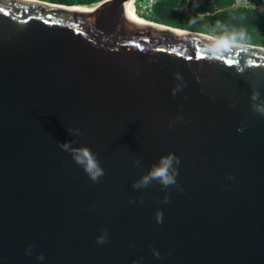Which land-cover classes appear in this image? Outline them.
Instances as JSON below:
<instances>
[{"label":"water","instance_id":"95a60500","mask_svg":"<svg viewBox=\"0 0 264 264\" xmlns=\"http://www.w3.org/2000/svg\"><path fill=\"white\" fill-rule=\"evenodd\" d=\"M34 1L0 0V264H264V47L209 60L216 37L140 22L136 0ZM168 153L177 184L134 189Z\"/></svg>","mask_w":264,"mask_h":264},{"label":"trees","instance_id":"16d2710c","mask_svg":"<svg viewBox=\"0 0 264 264\" xmlns=\"http://www.w3.org/2000/svg\"><path fill=\"white\" fill-rule=\"evenodd\" d=\"M60 5H91L102 0H41ZM136 2L138 14L157 24L219 37L233 32H244L240 43L264 47V7L237 6L235 0H156L148 9ZM184 5L191 10L187 11ZM177 29V30H179ZM187 32V31H186Z\"/></svg>","mask_w":264,"mask_h":264},{"label":"clouds","instance_id":"9594fccd","mask_svg":"<svg viewBox=\"0 0 264 264\" xmlns=\"http://www.w3.org/2000/svg\"><path fill=\"white\" fill-rule=\"evenodd\" d=\"M246 38L244 32H233L215 38L212 43L204 49L209 60H215L222 58L226 54H230L232 48L237 46L241 41ZM180 86L178 85L177 88ZM177 89H173V95L176 94ZM252 109L254 112L264 115V99L260 97V93L256 90L251 95ZM69 133L74 136H80L82 133L79 128H69ZM73 141L61 142L59 147L61 150L70 153L74 162L79 165L84 172L90 177L93 182L99 181V179L105 175V170L101 167L97 155L87 146L74 147ZM180 158L174 153H168L160 157L157 163H154L151 168L142 177L133 183L134 189H142L150 186L153 181L159 183L163 188L167 189L170 185L177 184L176 177L179 169L177 165L180 164ZM140 160H136V166H139ZM182 190V189H181ZM165 202L169 199L165 196ZM142 202V201H141ZM157 222H162V215L157 213ZM107 233L97 238V243L103 244L106 242ZM29 255L31 251L29 250ZM159 256V253H155ZM40 260H44V256L39 257Z\"/></svg>","mask_w":264,"mask_h":264},{"label":"bare ground","instance_id":"6f19581e","mask_svg":"<svg viewBox=\"0 0 264 264\" xmlns=\"http://www.w3.org/2000/svg\"><path fill=\"white\" fill-rule=\"evenodd\" d=\"M27 2H32V3H38L37 1L34 0H25ZM100 5V3H95L94 6L90 7V8H78V7H86V6H91V5H78V6H74V7H62V9H65L67 11H74V12H85V11H90L95 9L96 7H98ZM140 22H143L151 27H154L156 29H161V30H165V31H170V32H175V33H179V34H184V35H190L192 33L190 32H186V31H181V30H177V29H173L170 27H166L160 24H157L155 22H151L148 21L146 19H139Z\"/></svg>","mask_w":264,"mask_h":264},{"label":"built area","instance_id":"2783aa9c","mask_svg":"<svg viewBox=\"0 0 264 264\" xmlns=\"http://www.w3.org/2000/svg\"><path fill=\"white\" fill-rule=\"evenodd\" d=\"M156 0H142V2H146L144 5L141 2L142 9H148L151 7V5L155 2ZM255 2L256 5H260L264 7V0H235V5L239 6H247V5H252L250 3ZM255 6V5H254ZM185 8V7H184ZM187 8V7H186Z\"/></svg>","mask_w":264,"mask_h":264},{"label":"rangeland","instance_id":"374dc122","mask_svg":"<svg viewBox=\"0 0 264 264\" xmlns=\"http://www.w3.org/2000/svg\"><path fill=\"white\" fill-rule=\"evenodd\" d=\"M139 1L140 0H136V2H138L139 3ZM200 0H195V3H198ZM146 2H142V4L144 5ZM250 4H252V5H256V3L255 2H253V3H250ZM184 7H185V9L187 10V11H190L191 9L189 8V7H187L186 5H184ZM187 7V8H186Z\"/></svg>","mask_w":264,"mask_h":264}]
</instances>
